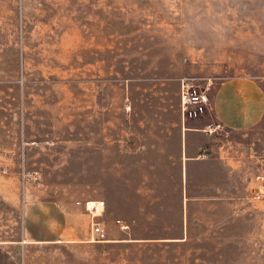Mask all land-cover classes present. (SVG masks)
Segmentation results:
<instances>
[{"label":"rangeland","instance_id":"obj_1","mask_svg":"<svg viewBox=\"0 0 264 264\" xmlns=\"http://www.w3.org/2000/svg\"><path fill=\"white\" fill-rule=\"evenodd\" d=\"M238 77L264 0H0V264H264V121L220 131L230 205L181 214L172 175L180 83Z\"/></svg>","mask_w":264,"mask_h":264},{"label":"crops","instance_id":"obj_2","mask_svg":"<svg viewBox=\"0 0 264 264\" xmlns=\"http://www.w3.org/2000/svg\"><path fill=\"white\" fill-rule=\"evenodd\" d=\"M262 84L263 80L246 77L226 79L209 90L211 124L220 129L212 134L205 126L177 131L172 175L181 186V214L191 202L230 205L232 159L220 131L245 132L264 121ZM161 160L163 163V154Z\"/></svg>","mask_w":264,"mask_h":264},{"label":"built area","instance_id":"obj_3","mask_svg":"<svg viewBox=\"0 0 264 264\" xmlns=\"http://www.w3.org/2000/svg\"><path fill=\"white\" fill-rule=\"evenodd\" d=\"M179 111L182 130L188 122H197L209 117L212 110L208 86L192 84L191 81L183 80L179 85ZM219 129V125H205V131L208 134H212ZM82 207L90 215L92 234L98 237L99 240H104L105 233L96 221L99 218L97 210L100 209L102 213L104 202H88L84 203ZM116 224L120 226L121 230L127 229V226L122 225L120 221H116Z\"/></svg>","mask_w":264,"mask_h":264},{"label":"bare ground","instance_id":"obj_4","mask_svg":"<svg viewBox=\"0 0 264 264\" xmlns=\"http://www.w3.org/2000/svg\"><path fill=\"white\" fill-rule=\"evenodd\" d=\"M97 216H99V217L101 216V210L100 209L97 210Z\"/></svg>","mask_w":264,"mask_h":264}]
</instances>
